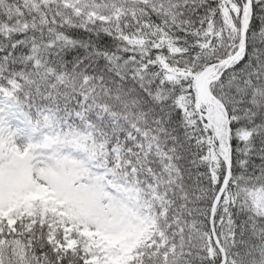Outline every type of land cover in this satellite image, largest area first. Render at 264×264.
<instances>
[{
	"label": "snow or ice",
	"instance_id": "obj_1",
	"mask_svg": "<svg viewBox=\"0 0 264 264\" xmlns=\"http://www.w3.org/2000/svg\"><path fill=\"white\" fill-rule=\"evenodd\" d=\"M0 264H264V0H0Z\"/></svg>",
	"mask_w": 264,
	"mask_h": 264
}]
</instances>
